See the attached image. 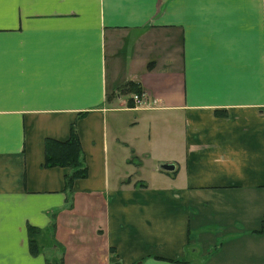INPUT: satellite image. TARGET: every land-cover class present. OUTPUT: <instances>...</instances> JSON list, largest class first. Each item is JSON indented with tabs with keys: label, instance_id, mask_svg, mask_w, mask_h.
<instances>
[{
	"label": "crops",
	"instance_id": "1",
	"mask_svg": "<svg viewBox=\"0 0 264 264\" xmlns=\"http://www.w3.org/2000/svg\"><path fill=\"white\" fill-rule=\"evenodd\" d=\"M0 264H264V0H0Z\"/></svg>",
	"mask_w": 264,
	"mask_h": 264
},
{
	"label": "trees",
	"instance_id": "2",
	"mask_svg": "<svg viewBox=\"0 0 264 264\" xmlns=\"http://www.w3.org/2000/svg\"><path fill=\"white\" fill-rule=\"evenodd\" d=\"M128 88L134 94L140 95V89L136 84L128 83ZM130 107L133 105L131 99L128 101ZM44 166L45 167H62L67 168L69 173L65 175V185L69 188L76 179L86 177V166L84 163L83 153L80 147L75 127L71 126L70 134L65 141H55L46 139L44 143ZM37 230L28 229L29 244L32 250H35L34 235Z\"/></svg>",
	"mask_w": 264,
	"mask_h": 264
},
{
	"label": "rangeland",
	"instance_id": "3",
	"mask_svg": "<svg viewBox=\"0 0 264 264\" xmlns=\"http://www.w3.org/2000/svg\"><path fill=\"white\" fill-rule=\"evenodd\" d=\"M87 220H90L91 218H86ZM67 231V230H66ZM52 232H57V230H53ZM68 233V231H67ZM51 234V233H50ZM48 235V236H42L38 231L34 235V243L35 247L37 249L38 245L44 246L46 249H50V251L61 249V243L56 239L57 237L55 235ZM54 236V237H53Z\"/></svg>",
	"mask_w": 264,
	"mask_h": 264
},
{
	"label": "built area",
	"instance_id": "4",
	"mask_svg": "<svg viewBox=\"0 0 264 264\" xmlns=\"http://www.w3.org/2000/svg\"><path fill=\"white\" fill-rule=\"evenodd\" d=\"M131 101L133 103V106H136V107H141V106H144L145 105V100L143 99V95L140 94H133L132 97H131Z\"/></svg>",
	"mask_w": 264,
	"mask_h": 264
},
{
	"label": "water",
	"instance_id": "5",
	"mask_svg": "<svg viewBox=\"0 0 264 264\" xmlns=\"http://www.w3.org/2000/svg\"><path fill=\"white\" fill-rule=\"evenodd\" d=\"M160 169H161V170H164V171H166V172H170V171L173 170V166L170 165V164H164V165H161V166H160Z\"/></svg>",
	"mask_w": 264,
	"mask_h": 264
}]
</instances>
